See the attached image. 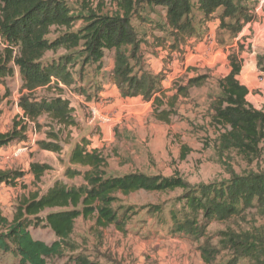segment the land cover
<instances>
[{"label":"trees","instance_id":"obj_1","mask_svg":"<svg viewBox=\"0 0 264 264\" xmlns=\"http://www.w3.org/2000/svg\"><path fill=\"white\" fill-rule=\"evenodd\" d=\"M244 1L197 0L205 17L220 10V27L231 36L253 20L249 8L241 5ZM154 5L165 7V26L171 38L179 41L191 36L190 0H0V86L6 87V80L17 74L21 91L25 92L18 101L22 117L35 123L45 116L58 127L38 143L41 150L61 152L60 132L77 126L63 94L69 90L90 100L82 87L84 70H102L106 52L113 53L111 80L121 96L151 102L153 117L159 122L168 123L178 97H187L190 88L202 83L197 78L176 87L170 108H165L163 79L144 71L139 54L144 41L132 23L144 7ZM61 50L67 54L46 59L47 54L56 55ZM228 61L227 74L218 82L220 96L213 105L211 121L218 132L220 152L233 150L251 165L264 154V109L252 108L245 99L248 90L237 80L241 71L238 55L232 53ZM257 68L264 73L260 58ZM37 90L54 94L37 100L33 97ZM5 98L6 94L0 95V106ZM25 131V126L16 124L9 132H0V149L21 141L19 135ZM49 168L32 163L30 173L39 180ZM106 168L105 159L96 149H89L85 139L76 142L69 152L64 178L80 177L81 183L55 181L44 194L20 199L10 220L0 208V254L10 255L17 264H47V260L73 249L70 238L78 219L93 220L94 227L100 230L113 226L124 232L129 209L121 206L122 197L140 191H180L169 212L168 237H186L197 244L204 264H214L223 252L231 255V264L239 259L264 264V225L254 221L256 217L264 219L263 171L250 170L242 175L230 172V177L219 185H191L179 177L141 173L107 176ZM22 176L20 172L0 169V188L14 186ZM147 209L151 215H158L162 206L150 205ZM251 210L254 214L250 215L246 231L230 227L233 221L237 227V222H242ZM214 223L227 226L211 237L208 228ZM39 225L52 232V243L31 236L29 230ZM214 238L216 244L212 242ZM72 264L99 263L77 253Z\"/></svg>","mask_w":264,"mask_h":264},{"label":"rangeland","instance_id":"obj_2","mask_svg":"<svg viewBox=\"0 0 264 264\" xmlns=\"http://www.w3.org/2000/svg\"><path fill=\"white\" fill-rule=\"evenodd\" d=\"M254 3L255 0H245L241 5L251 9ZM165 11L162 5L144 7L141 16L132 22L144 41L139 53L144 71L161 75L162 88L167 96L162 98L166 109L176 93V87L186 86L191 79L201 78L202 82L190 88L187 97H178L168 123L153 117L151 102L121 96L111 80L112 52L105 53L102 70H84L82 87H85L90 100L65 90L63 97L69 101L77 126L62 129L59 134L62 150L58 154L41 150L38 146L40 141L46 140L47 133L58 130L57 126L45 116L35 123L29 121L30 124L22 119L18 101L25 92L21 91L18 75L7 79L6 87L0 86V95L6 94L0 106V132H9L16 124L26 127L25 133L19 135L21 141H14L9 147L0 149V169L23 175L14 186L0 188V208L5 217L12 218L20 199L31 194H44L55 181L74 185L81 183L80 177L73 180L64 178L67 156L80 139H85L88 148L96 149L105 159L107 176L141 173L179 177L191 185H219L230 177V172L237 175L250 170L264 172V154L249 165L233 150L220 152L218 132L211 121L213 105L220 96L218 82L227 74L229 55L237 54L241 67L246 61L254 59L253 53L256 62L260 58L264 64V26L249 27L244 36L236 40L238 36H231L220 27V10L205 17L197 0H190L188 18L193 33L178 41L170 37V31L165 26ZM65 54L62 50L56 55L49 53L46 59ZM77 71L78 67L74 72ZM53 94L37 90L33 97L39 100L50 98ZM91 110L98 113L93 124H89ZM32 163L45 164L50 168L39 180H35L30 173ZM179 195L180 191L166 194L140 191L122 197L121 206L129 209L124 232L113 226L100 230L94 227L93 220L78 219L70 238L73 249L47 260V264H72V257L77 253H83L99 264H204L196 249L197 244L186 237L167 236L169 212ZM150 205L162 206L161 213H148ZM246 214L242 222H237V227L234 221L230 227L246 231L254 211H247ZM254 221L264 225V219L256 217ZM226 226L214 223L208 228V234L212 237ZM29 231L35 240L46 244L55 239L52 232L42 225ZM212 242L216 244L217 239ZM230 258L231 255L223 252L214 264H231ZM17 263L10 255L0 254V264ZM232 264L251 262L239 259Z\"/></svg>","mask_w":264,"mask_h":264},{"label":"crops","instance_id":"obj_3","mask_svg":"<svg viewBox=\"0 0 264 264\" xmlns=\"http://www.w3.org/2000/svg\"><path fill=\"white\" fill-rule=\"evenodd\" d=\"M252 26L263 27L264 18H256L255 21H252ZM252 56H254V59L246 61L245 65L243 64V66L241 67V71L237 76V80L248 90L246 101L251 100L255 104V109L260 110L264 109V73L260 72L257 68L255 53H253ZM258 92L260 93V95L258 94Z\"/></svg>","mask_w":264,"mask_h":264},{"label":"built area","instance_id":"obj_4","mask_svg":"<svg viewBox=\"0 0 264 264\" xmlns=\"http://www.w3.org/2000/svg\"><path fill=\"white\" fill-rule=\"evenodd\" d=\"M263 10H264V0H255L254 5H252V8H251V9H249V14L252 16V19H253V20H254L255 18H264V17H263V15H264ZM253 20H252V21H253ZM251 26H252V22H249V23L245 24V25L242 27L241 31L236 35V36H238V37L236 38V40H240V39L244 36V31H245L247 28L251 27ZM245 99H246V98H245ZM247 103H248L252 108L255 109V104H254L251 100H248ZM256 110H258V109H256ZM96 115H98L97 111H96V110H91V118H90V120H89V124H93V123H94ZM21 116H22V114H21ZM22 119H23L24 121H26L27 123L30 124V122H29L27 119H24L23 117H22ZM23 150H25V149H23ZM14 155H15V154H14Z\"/></svg>","mask_w":264,"mask_h":264}]
</instances>
